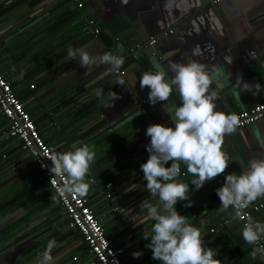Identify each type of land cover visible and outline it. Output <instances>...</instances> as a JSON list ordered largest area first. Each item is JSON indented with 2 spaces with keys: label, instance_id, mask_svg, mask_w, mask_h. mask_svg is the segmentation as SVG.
<instances>
[{
  "label": "crops",
  "instance_id": "crops-1",
  "mask_svg": "<svg viewBox=\"0 0 264 264\" xmlns=\"http://www.w3.org/2000/svg\"><path fill=\"white\" fill-rule=\"evenodd\" d=\"M83 3L80 8L72 0H0V69L19 96L28 94L25 107L46 142L58 152L84 144L95 151L86 177L93 181L87 197L111 244L122 251L123 262L162 264L152 258L146 247L150 240L143 237L155 221L141 204L148 199L159 205V200L147 191L141 164L150 156L146 125L174 126L163 106L178 107L182 101L174 86L168 101L147 103L142 112L137 102L148 98L149 89H141L139 79L157 70L153 62L170 80L175 74L169 70L171 62L195 60L222 72L218 85H212L219 94L217 110L229 114L264 101V0ZM89 19H95L98 34ZM170 29L173 32H167ZM153 35H160L155 46L129 56L137 42ZM78 48L90 55L123 56L126 74H116L106 64L86 71L78 58H68L69 49ZM250 52H255L254 58ZM118 76L124 86L112 83ZM238 77L250 85L260 83L261 94L244 91L242 85L240 90ZM98 89H103L102 95H97ZM112 91L120 98L111 102ZM110 102L114 106H104ZM8 126L0 112V264H37L51 240L58 245L52 251L53 264H98L80 233L70 228L58 197L51 199L53 191L31 155L5 136ZM223 150L232 158L228 174L239 175L251 160L264 159V119L226 135ZM194 178L181 164L177 179L190 184ZM109 182L112 187L107 189ZM190 188L192 206L185 207L187 201L181 200L176 208L190 223L203 224L205 246L213 249L219 264H264L261 256L250 255L253 247L244 241L231 208L222 210L215 179L199 190ZM252 217L264 223V207ZM136 251L143 254L134 258Z\"/></svg>",
  "mask_w": 264,
  "mask_h": 264
},
{
  "label": "clouds",
  "instance_id": "clouds-1",
  "mask_svg": "<svg viewBox=\"0 0 264 264\" xmlns=\"http://www.w3.org/2000/svg\"><path fill=\"white\" fill-rule=\"evenodd\" d=\"M127 4L128 0H121ZM199 50H194L198 54ZM255 57V52L249 53ZM68 58H78L80 67L86 71L92 66L110 65V71L119 72L124 64V57L105 52L103 55H90L84 48L69 49ZM228 64L233 61L226 58ZM154 66L155 72H144L139 79L141 89L147 88L148 101L155 105L166 102L172 95L174 86L179 92L182 103L178 107L163 109L170 114L174 126H165L161 123L152 124L147 128L146 135L150 143L146 150L150 153L148 160L141 164L143 178L147 181L146 189L153 197H158L159 205L152 204L145 199L141 208L148 210V215L155 221L151 231H144L143 237L150 242L146 247L152 250V258L162 264H219L216 253L211 247L205 246L202 227L190 223L186 215H181L176 205L179 201H187L185 207H191L193 201L190 185L196 190L203 187L206 181L224 174L232 158L223 150L224 137L236 131L239 119L235 114H226L217 110L216 101L219 94L213 83L218 85V77L222 75L219 67L207 68L203 63L190 60L188 63L171 62L168 67L172 78L166 79L167 73L160 70V65ZM112 83L125 85V80L119 76ZM261 94V84L250 85L242 82L240 77L236 86L241 90ZM103 89L97 90L102 95ZM112 101L119 99V95L112 91ZM104 106H114L112 103ZM51 160L49 169L52 175L51 184L57 179L62 184L57 188L60 196L75 194L81 198L88 195L90 184L86 180L92 164L95 162V151L87 144L73 146L72 150L56 152L51 155L41 153ZM171 161V165L169 162ZM181 164L186 166L187 173L194 179L190 184L177 179L181 174ZM47 168V164H42ZM221 201V208L227 211L230 207L235 210V218L245 219L244 210L258 199L264 198V159H253L248 169L237 175L227 174L223 186L216 189ZM53 193L51 199H55ZM246 243L258 245L250 255L264 258V244L259 243L264 237V223L246 217L242 230ZM58 247L55 240L47 244L46 250L40 254L37 264H53L52 251ZM142 251L132 255L139 258ZM115 264H119L118 261Z\"/></svg>",
  "mask_w": 264,
  "mask_h": 264
},
{
  "label": "built area",
  "instance_id": "built-area-1",
  "mask_svg": "<svg viewBox=\"0 0 264 264\" xmlns=\"http://www.w3.org/2000/svg\"><path fill=\"white\" fill-rule=\"evenodd\" d=\"M78 7H83V0H72ZM220 0H214V2H219ZM89 25L92 27L93 32L98 34L100 29L95 26V19L88 20ZM167 32H173L172 29ZM166 33V32H165ZM160 35L150 36L144 42H137L134 47L130 50V57L135 56V52L139 48H148L153 47L157 44ZM159 60H163V56H159ZM127 72L125 67H121L119 72H115L119 75H125ZM35 84L30 86L34 88ZM15 85L8 80V78L3 75L0 69V112L8 119L9 126L6 133V137L12 138L16 141L22 149H24L28 154L31 155L34 162L36 163L37 169L43 173L44 178L47 180L51 190L58 197L62 207L64 208L68 218L70 228L77 230L80 235L83 237L84 241L89 247L90 253L94 256L95 262L98 264H115L116 261L119 264H125L122 260L121 254L122 251L114 247L109 238L106 235L105 228L95 213L92 205L90 204L89 198L86 196L84 198L79 197L75 194H66L60 196L57 193V188H59L62 182L57 179L55 185L51 184L52 175L49 172V169L52 166L51 160L47 159L41 153H46L51 155L53 150L56 152L57 149L54 145L48 143L43 138L40 133L35 119L27 111L24 101H22L15 89ZM149 103L148 98H142L137 102V107L142 112H145V105ZM229 114L237 115L239 119V124L237 128L245 127L247 125L254 124L262 119H264V101L254 103L253 105L244 108L239 111H235ZM151 124H147L148 128ZM3 145L2 138H0V148ZM42 164H47V168L42 167ZM228 172L225 171L224 174L217 176L215 179L218 187L223 186L225 183V178ZM112 184L109 182L106 184V188L110 189ZM108 197H111V193L107 194ZM264 207V199L260 202L253 203L247 209L244 210L245 219L235 218V210L231 208L234 219L240 224L241 228H244L246 223V217L251 216L255 211H259ZM253 218V217H252ZM229 219H226L222 224L227 223ZM215 228L211 229V232H214ZM264 244V237H261L259 242ZM256 247L258 245H251ZM74 260L77 257H73Z\"/></svg>",
  "mask_w": 264,
  "mask_h": 264
},
{
  "label": "trees",
  "instance_id": "trees-1",
  "mask_svg": "<svg viewBox=\"0 0 264 264\" xmlns=\"http://www.w3.org/2000/svg\"><path fill=\"white\" fill-rule=\"evenodd\" d=\"M18 95V94H17ZM18 97L23 101L24 99H26L27 97H28V94H24V95H21V96H19L18 95ZM76 232H78V231H76ZM79 233V232H78ZM85 245H86V247H87V250H89V247H88V245H87V243L85 242ZM253 247V246H252ZM254 248V247H253Z\"/></svg>",
  "mask_w": 264,
  "mask_h": 264
}]
</instances>
